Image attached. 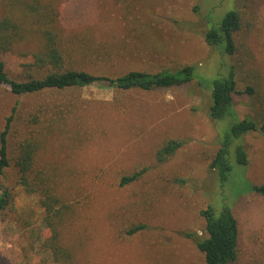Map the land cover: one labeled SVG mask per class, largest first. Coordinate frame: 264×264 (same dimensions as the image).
<instances>
[{"label": "rangeland", "instance_id": "obj_1", "mask_svg": "<svg viewBox=\"0 0 264 264\" xmlns=\"http://www.w3.org/2000/svg\"><path fill=\"white\" fill-rule=\"evenodd\" d=\"M42 1L59 10L71 67L116 77L191 64L206 83L217 76L221 63L203 40L206 26L221 23L244 5V0ZM249 11L254 23L249 56L264 90V0H253ZM39 47L30 36L1 56L11 77L25 80L30 73H43L25 66ZM209 95L196 82L149 92L91 86L20 97L0 85V132L19 103L9 135L10 156L28 136L45 142L38 167L52 176L69 205L62 228L73 253L69 264H204L185 234L204 233L200 212L223 195L240 225L237 264H264V201L251 195L236 198L247 181L264 183V136H247L251 162L243 166L233 160L232 178L221 193L209 165L226 125L209 119ZM235 102L242 115L261 114L250 97L235 96ZM34 113L41 114L40 124L28 122ZM171 139L184 145L159 162L158 150ZM137 172L142 173L137 180L120 186L123 176ZM15 173L13 167L6 170V184L16 187L19 208L34 211L32 227L44 230L36 198L15 185ZM133 224L147 228L127 236L125 230ZM34 243L29 229L0 220V264H42Z\"/></svg>", "mask_w": 264, "mask_h": 264}, {"label": "trees", "instance_id": "obj_2", "mask_svg": "<svg viewBox=\"0 0 264 264\" xmlns=\"http://www.w3.org/2000/svg\"><path fill=\"white\" fill-rule=\"evenodd\" d=\"M252 2L244 0V5L228 12L221 23L212 25L210 29L206 26L203 40L221 59L217 76L206 83L196 77L195 67L191 64H183L174 69L162 68L157 72L133 70L116 77L95 75L71 67L59 30L60 13L54 3L42 0H0V85L9 86L11 93L20 97L49 90L91 86L149 92L196 82L210 93L209 119L221 124L220 127L226 125V130L218 133L216 151L209 165L223 193L221 188L232 178L233 160L243 166H249L251 162L250 153L245 147L247 136H264V90L255 63L250 59L247 44L254 30L249 11ZM30 36L38 40L40 47L33 54V62L25 66L27 70L43 73L37 77L30 73L25 80L15 79L10 76L1 56L14 52L16 45ZM235 96L253 99L256 107L261 109V114L242 115L236 108ZM18 105L16 102L0 132V220L11 222L20 230H30L35 237L32 247L43 256L42 264H69L73 260V253L65 245L62 233L69 205L58 193L52 176L38 167L45 142L39 136H28L18 142L13 157L9 154V135ZM28 122L40 124L41 114H32ZM183 145V142L175 139L166 141L157 152L158 161L164 162ZM11 167L16 171L15 185L28 197L36 198V206L41 213L39 221L41 219L44 223V230L32 227L36 217L32 209L27 211L26 208L18 207L16 187L6 184V170ZM141 174L137 172L123 176L120 186L137 180ZM247 182L245 191L236 198L251 195L264 201V183ZM225 198L223 195L218 202H210L201 210L200 214L205 221L204 233L185 234L203 255L204 264L239 262L240 225L234 209ZM146 228L145 224H133L127 227L125 233L131 236Z\"/></svg>", "mask_w": 264, "mask_h": 264}]
</instances>
